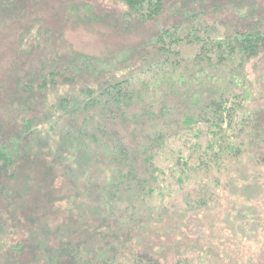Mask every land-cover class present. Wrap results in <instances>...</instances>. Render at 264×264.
Masks as SVG:
<instances>
[{
	"label": "rangeland",
	"instance_id": "374dc122",
	"mask_svg": "<svg viewBox=\"0 0 264 264\" xmlns=\"http://www.w3.org/2000/svg\"><path fill=\"white\" fill-rule=\"evenodd\" d=\"M189 17L195 19L190 28L223 37L264 24V0H167L165 15L146 22L130 16L121 0H0V143L22 132L31 146L14 174L0 170V264H51L40 246L47 244L49 255L54 254L66 231L81 255L88 249L97 258V249L111 248L120 264H135L134 253L142 255L140 264H175L180 258L193 264L198 259L264 264V166L246 158L240 175L232 172L240 180L227 189L224 182L215 186L213 174L206 172L190 173L180 182L173 150L183 127L168 130L161 146L156 166L164 173L155 182V195L135 201L141 218L132 217L127 191L114 201L122 212L103 221L94 214L103 190L111 186L108 180H116L125 165L111 160L113 139L98 143L92 136L104 139L101 128L114 126L102 125L110 115L102 107H86L82 89L92 82L88 86L99 94L98 76L131 78L130 69L141 84L143 72L151 68L148 74L156 82V34L180 18L186 26ZM174 48L188 59L199 51L197 43L187 41ZM81 56L114 65L105 63L110 70L97 67L81 78L73 65ZM247 75L254 96L248 107L261 116L256 133L264 143V51L247 64ZM43 81L48 84L44 91L38 87ZM129 103L126 112L142 108L138 99ZM32 118L35 125L25 135L24 122ZM149 124L147 118L144 128ZM120 136L136 152L141 174H148L142 166L144 141L125 130ZM248 183L252 189L244 188ZM242 206L259 222L237 218Z\"/></svg>",
	"mask_w": 264,
	"mask_h": 264
},
{
	"label": "trees",
	"instance_id": "16d2710c",
	"mask_svg": "<svg viewBox=\"0 0 264 264\" xmlns=\"http://www.w3.org/2000/svg\"><path fill=\"white\" fill-rule=\"evenodd\" d=\"M121 1L128 8L129 15L142 22L160 20L167 11V0ZM177 21L162 28L152 43L160 57L156 60V63H159L156 69L158 74L153 73L156 82L148 74L151 68L143 72L144 79L141 84H138L139 80L130 69L128 75H120L131 78L116 80L118 77L98 76L100 80L96 81L102 86L99 94L95 90L97 87L88 86L92 82L82 89L86 107H102L103 111L110 114L102 125L114 126L110 129L107 126L101 128L104 139L98 138L95 133H92V136L98 143H105L108 138L113 139L108 150L111 160L118 166L125 165L124 172L118 170L116 180H108L107 183L111 186L103 190L102 201L94 210V214L102 221L110 214L122 212L114 201L116 197L123 195V191L128 192L127 198L129 203L132 202L129 206L133 211L132 217L141 218L137 215V209L140 207L135 206V201L155 195V182L164 173L156 166V159L161 153L168 130L175 131L180 127L185 129L184 133L179 134V147L173 150V165L180 166L175 176L180 182H183V176L190 173L206 172L207 175L213 174L211 182L215 186L224 182L223 188L227 189L240 180L239 167L246 158H250L259 168L264 166V157L260 153L264 152V143L260 142L261 138H258L256 133L261 124V116H258L257 109L248 107L254 96L252 81L247 75V64L264 51V24L218 37L207 32V29L202 30L201 27L190 28L194 18L189 17L186 26H183L182 18ZM185 41L195 42L199 47V51L189 59L183 58L174 48ZM76 60L73 62L74 70L80 73L81 78L88 70L102 67L103 71H107L110 70L108 65H114L113 61L108 59L98 60L90 56H81ZM50 78L54 79V76ZM47 85L43 81L38 87L44 91ZM135 99L141 102V109L135 113L123 110L127 102L132 103ZM147 118L150 124L145 129ZM35 121V118L25 120V135L31 131ZM124 130L132 135L136 133L139 137L135 139L144 141L141 145L142 166L145 169L148 167V174H141L134 160L136 152L131 151L121 138L120 134ZM18 134L11 138L6 137L0 143V170L5 169L12 174L31 148L25 142L27 139L24 134ZM138 160L140 162L139 157ZM150 167L157 168L160 172L154 173ZM234 170L239 175L232 173ZM244 188L252 189L253 184L248 183ZM253 212L256 214L257 210ZM242 216L251 224H256L260 219L251 213L247 206H242L237 211L236 217ZM68 232L64 233L54 254L49 255L50 248L47 244L40 246L44 249L43 255L50 259L51 264H120L118 256L111 254V248V252L104 248L97 249V258L92 257V250L90 252L85 249L82 256L78 243L72 239V232ZM88 254L91 258H87ZM137 255L143 259L142 255ZM141 258L136 257V253L133 254L135 264H140ZM207 261L198 259L194 264H209ZM149 264L162 263L151 260ZM175 264H193V261L180 258Z\"/></svg>",
	"mask_w": 264,
	"mask_h": 264
}]
</instances>
